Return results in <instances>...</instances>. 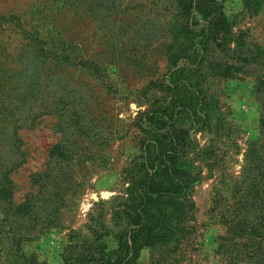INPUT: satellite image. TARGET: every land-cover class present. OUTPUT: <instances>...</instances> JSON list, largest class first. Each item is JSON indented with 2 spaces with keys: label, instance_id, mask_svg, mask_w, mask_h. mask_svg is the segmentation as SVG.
I'll return each mask as SVG.
<instances>
[{
  "label": "rangeland",
  "instance_id": "1",
  "mask_svg": "<svg viewBox=\"0 0 264 264\" xmlns=\"http://www.w3.org/2000/svg\"><path fill=\"white\" fill-rule=\"evenodd\" d=\"M218 1L263 87L251 75L215 85L223 126L194 135L212 157L199 163L188 233L143 249L142 264H264L238 253L221 223L264 181V0ZM179 23L176 0H0V264H61L94 231L116 246L136 121L161 95L151 87Z\"/></svg>",
  "mask_w": 264,
  "mask_h": 264
},
{
  "label": "trees",
  "instance_id": "2",
  "mask_svg": "<svg viewBox=\"0 0 264 264\" xmlns=\"http://www.w3.org/2000/svg\"><path fill=\"white\" fill-rule=\"evenodd\" d=\"M176 5L180 23L166 54L168 69L151 87L161 95L137 118L139 154L123 172L127 198L114 206L125 220L116 232L117 244L107 246L100 241L107 232L94 231L85 244H69L61 264H142L143 249L178 245L192 221L189 198L200 180L199 163L212 157L209 150L197 149L194 135L223 126L215 85L251 75L257 90L263 87L254 68L257 58L245 37L233 31L218 0H176ZM250 157L259 162L254 151ZM253 190L235 200L233 212L221 223L238 253L264 260V181L260 194ZM18 264L46 262L29 256Z\"/></svg>",
  "mask_w": 264,
  "mask_h": 264
}]
</instances>
